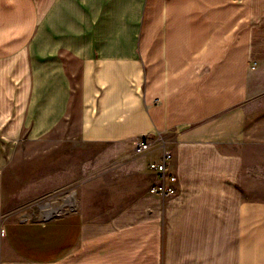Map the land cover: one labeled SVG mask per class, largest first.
I'll return each instance as SVG.
<instances>
[{"label":"crops","instance_id":"crops-1","mask_svg":"<svg viewBox=\"0 0 264 264\" xmlns=\"http://www.w3.org/2000/svg\"><path fill=\"white\" fill-rule=\"evenodd\" d=\"M74 75L80 141L153 142L145 190L0 215V264H264V0H0V190L1 150L65 120ZM163 150L166 198L147 192Z\"/></svg>","mask_w":264,"mask_h":264},{"label":"rangeland","instance_id":"rangeland-1","mask_svg":"<svg viewBox=\"0 0 264 264\" xmlns=\"http://www.w3.org/2000/svg\"><path fill=\"white\" fill-rule=\"evenodd\" d=\"M71 80L76 91L65 120L40 139H23L1 150V217L33 221L75 209L102 216L121 210L145 190L143 155L131 149L137 140H79V76Z\"/></svg>","mask_w":264,"mask_h":264},{"label":"built area","instance_id":"built-area-1","mask_svg":"<svg viewBox=\"0 0 264 264\" xmlns=\"http://www.w3.org/2000/svg\"><path fill=\"white\" fill-rule=\"evenodd\" d=\"M0 135V139H1ZM13 142L12 144H14ZM151 140L139 139L133 143L132 151L136 155H143L153 149ZM172 159V154L169 151L163 150L161 157L158 160H151L147 163L148 171L153 174L156 184L152 185L148 193L160 198L171 197L176 194V176L170 172L169 162Z\"/></svg>","mask_w":264,"mask_h":264},{"label":"bare ground","instance_id":"bare-ground-1","mask_svg":"<svg viewBox=\"0 0 264 264\" xmlns=\"http://www.w3.org/2000/svg\"><path fill=\"white\" fill-rule=\"evenodd\" d=\"M61 208V207H60ZM57 210H59V209H57Z\"/></svg>","mask_w":264,"mask_h":264}]
</instances>
